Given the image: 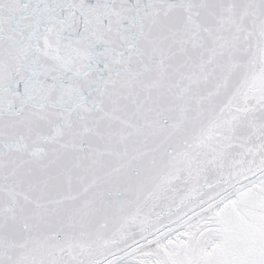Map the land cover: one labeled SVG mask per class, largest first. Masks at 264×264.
<instances>
[{
  "label": "water",
  "instance_id": "1",
  "mask_svg": "<svg viewBox=\"0 0 264 264\" xmlns=\"http://www.w3.org/2000/svg\"><path fill=\"white\" fill-rule=\"evenodd\" d=\"M264 176V0H0V264H107Z\"/></svg>",
  "mask_w": 264,
  "mask_h": 264
},
{
  "label": "flooded vegetation",
  "instance_id": "2",
  "mask_svg": "<svg viewBox=\"0 0 264 264\" xmlns=\"http://www.w3.org/2000/svg\"><path fill=\"white\" fill-rule=\"evenodd\" d=\"M263 180L264 176L237 191L236 203H228L212 222L201 219L184 237L160 246V250L142 251L121 264H264ZM194 230L217 234V246L210 252L200 250L192 236Z\"/></svg>",
  "mask_w": 264,
  "mask_h": 264
},
{
  "label": "bare ground",
  "instance_id": "3",
  "mask_svg": "<svg viewBox=\"0 0 264 264\" xmlns=\"http://www.w3.org/2000/svg\"><path fill=\"white\" fill-rule=\"evenodd\" d=\"M239 190L240 189H236L234 191H239ZM233 195H234L233 192H231L228 194V197H232ZM223 201L224 200L221 199L217 202H214L213 204L205 207L204 209H202L198 213L194 214L192 217H190L186 221L182 222L180 225L176 226L171 231L164 232V233L157 235L156 237L148 240L147 242L141 244L140 246L130 250L129 252H127L123 255H120L119 257L115 258L114 260H112L111 262H109L107 264H119L124 260L132 259V257L134 255L140 254V252L145 251V250L146 251L151 250V252L155 251V250H160L161 249L160 246L163 247L164 244H166L168 241H170L171 238L175 237L179 233H181L183 231L190 232L189 227L192 226L193 223L197 222L199 219L205 218L206 216L215 217L217 215V211L221 208V204ZM148 252H150V251H148ZM130 261L131 260H129V262Z\"/></svg>",
  "mask_w": 264,
  "mask_h": 264
},
{
  "label": "rangeland",
  "instance_id": "4",
  "mask_svg": "<svg viewBox=\"0 0 264 264\" xmlns=\"http://www.w3.org/2000/svg\"><path fill=\"white\" fill-rule=\"evenodd\" d=\"M263 184H264V180H263ZM259 186V185H258ZM258 186H256V187H254L253 188V186L251 187L252 189H256ZM248 187H250V185H248L247 186V188ZM243 189H246V187L245 188H243ZM236 199H235V196L232 198V200L231 201H229L228 203H236ZM227 203V204H228ZM227 204H225L224 206H222L221 207V209H223L224 207H226V205ZM219 213V212H218ZM214 218L215 217H213V216H206L205 218H201V219H204V220H209V222H212L213 220H214ZM201 219H199L197 222H199V221H201ZM211 220V221H210ZM197 222H195V223H193V225L192 226H190L189 228H190V232L193 230V227H194V225H196V223ZM213 224H215L214 222H213ZM196 230H197V228H196ZM192 236H193V239L198 243V245L200 246L199 247V249L200 250H202L203 251V244H204V241H205V239L207 238L206 237V233H203V234H198V231L197 232H195V230H194V233L192 234ZM213 237H217V234H215V236H213ZM216 239V238H215ZM216 241H218V237H217V240ZM215 244H211V240H210V242L208 241V243H207V245H205V246H208L209 247V249L211 250L212 248H214V247H216L217 246V243L216 242H214ZM209 250V251H210ZM206 251H208V250H206Z\"/></svg>",
  "mask_w": 264,
  "mask_h": 264
},
{
  "label": "built area",
  "instance_id": "5",
  "mask_svg": "<svg viewBox=\"0 0 264 264\" xmlns=\"http://www.w3.org/2000/svg\"><path fill=\"white\" fill-rule=\"evenodd\" d=\"M210 240H211V244L213 245V243H214V239H213V238H211ZM210 240H208V239L206 238V239H205V241H204V244H203V246L207 245L208 241L210 242ZM206 248H207V249H209V247H208V246H206Z\"/></svg>",
  "mask_w": 264,
  "mask_h": 264
}]
</instances>
